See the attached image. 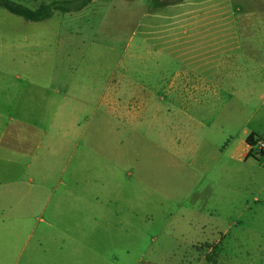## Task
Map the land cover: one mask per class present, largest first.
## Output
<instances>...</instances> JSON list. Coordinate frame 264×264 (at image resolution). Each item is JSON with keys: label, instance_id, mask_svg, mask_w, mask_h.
<instances>
[{"label": "rangeland", "instance_id": "obj_1", "mask_svg": "<svg viewBox=\"0 0 264 264\" xmlns=\"http://www.w3.org/2000/svg\"><path fill=\"white\" fill-rule=\"evenodd\" d=\"M263 98L264 0H94L45 22L0 8L4 140L30 154L42 129H84L67 137L61 162L43 149L30 169L23 154L0 166L12 168L0 189L15 178L19 191L7 221L38 225L0 264H264L253 169L238 160L245 129H264ZM71 175L66 184L87 199L113 193L111 218L82 231L72 215L44 210ZM30 191L37 205L27 206Z\"/></svg>", "mask_w": 264, "mask_h": 264}, {"label": "crops", "instance_id": "obj_2", "mask_svg": "<svg viewBox=\"0 0 264 264\" xmlns=\"http://www.w3.org/2000/svg\"><path fill=\"white\" fill-rule=\"evenodd\" d=\"M242 37H245L244 35ZM226 64H217L216 67L221 68L222 66H225L226 69H229V67L234 68V63H231L229 65L227 62ZM223 64V65H222ZM241 69L244 71V69L249 68V65H245L242 63ZM253 69L254 68V65ZM215 67V68H216ZM257 69H261L260 66H258ZM262 106H264V98L262 102ZM58 128V127H56ZM74 129H63V127H59V129H42L41 137L42 140L40 142V145L37 150H34L32 155L27 154L25 152L26 145H15L10 142H6L5 139V130H2L0 133V166H12L15 164H19L21 162V155L23 154L24 157L30 158L32 160L31 162L27 163L28 168L30 169L32 165L36 164L38 160H40V156L43 153H47L48 156L53 158H59L61 154H64L62 156L60 162L65 157V151H66V139L67 137L72 134L73 139L75 137H79L80 134L84 133V129L82 128L80 123H77V125H73ZM36 128L33 130V132L30 133V136L25 140L24 142H27L29 145L34 144L37 138L36 135ZM246 130V146L243 150V152L239 155V162L243 164L244 166H251L253 169V176L249 177L251 181L253 182L256 192L258 193L257 197L254 198V218L255 220L258 218L260 221L264 219V155L261 157H256V150L251 149V147L247 144V139L251 134L258 135L261 139L264 140V129H245ZM74 144V143H73ZM72 145V143H71ZM75 145V144H74ZM46 149L45 152L42 153V150ZM23 152V153H22ZM51 164V163H50ZM63 164V163H62ZM16 170V168H13ZM7 171H11L12 168L5 169V167L0 171V180L3 177V173ZM6 174L4 173V176ZM51 174L48 175V178H50ZM63 177V175H61ZM36 175H32L28 179L29 187H32L34 183H36ZM9 179V178H8ZM12 185L7 189H0V203L3 202L0 206V253L6 252L5 247H10L11 245L15 244V250L16 247L19 246L23 234H25V231H30L27 235V238L29 241L26 240V243L29 244L32 238H35L36 231L38 230V225L31 226L27 223H18L14 221L8 222L7 219H10V215H13L16 211L17 206L19 203H17V206H14L13 203L15 201V197L18 196V189L15 186L16 185V179L12 178ZM78 176L71 175L67 176L65 178H61L60 182L61 185H66L65 189H61L60 194L57 192L58 189H51L50 194H48V200L44 201V210H49L52 208L53 214H62V215H72V221H75L73 223V226L71 228H75L76 230H86V228H90L91 225H95L97 222H99V219H109L112 215V209L111 206L113 204L114 198L110 199V195L113 193L105 192L104 191V197L101 198L99 196H96L95 198H91L88 196V199L86 198V195L84 193V190L79 189V186H69L66 184V181H72L75 182V180H78ZM5 180L7 178L5 177ZM46 180V178H45ZM41 181H44L42 179ZM29 200L27 201V206L37 205L36 197H32L33 193L32 191L29 192ZM108 194V195H107ZM108 196V197H107ZM53 204H58L56 208L53 207ZM57 208L59 209V212H57ZM9 216V218H8ZM103 217V218H102ZM56 224H52L49 226V228H55ZM90 229H93L91 227ZM42 230L46 231V234H40L42 236L43 240L39 241V244L33 245V246H39L38 248L40 250L43 249L42 244L43 241H46L44 243L48 244V223L42 227ZM24 231V232H22ZM47 236V237H46ZM46 239V240H44ZM21 249V253L26 252L29 250L30 245H23ZM36 248V249H38ZM40 252V251H39ZM29 255L34 256V250L31 248ZM15 256V253H14ZM15 258V257H14Z\"/></svg>", "mask_w": 264, "mask_h": 264}, {"label": "trees", "instance_id": "obj_3", "mask_svg": "<svg viewBox=\"0 0 264 264\" xmlns=\"http://www.w3.org/2000/svg\"><path fill=\"white\" fill-rule=\"evenodd\" d=\"M94 0H54L48 4H43L36 9L29 8L13 0H0V8L9 13L22 17L29 22H45L52 19L56 13L71 14L79 12L89 6ZM139 1V0H128ZM162 2H177L180 0H161ZM261 139L256 134H251L247 139V144L254 148L258 140ZM264 155V151L262 153Z\"/></svg>", "mask_w": 264, "mask_h": 264}, {"label": "built area", "instance_id": "obj_4", "mask_svg": "<svg viewBox=\"0 0 264 264\" xmlns=\"http://www.w3.org/2000/svg\"><path fill=\"white\" fill-rule=\"evenodd\" d=\"M251 149H255L256 150V157H261L264 151V140L263 139H259L257 145L254 148Z\"/></svg>", "mask_w": 264, "mask_h": 264}]
</instances>
